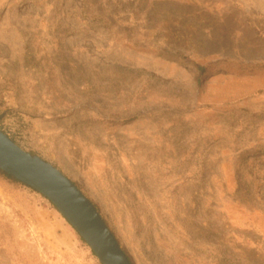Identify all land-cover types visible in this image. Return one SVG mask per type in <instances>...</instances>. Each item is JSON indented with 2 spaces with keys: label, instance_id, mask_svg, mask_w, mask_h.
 <instances>
[{
  "label": "rangeland",
  "instance_id": "rangeland-1",
  "mask_svg": "<svg viewBox=\"0 0 264 264\" xmlns=\"http://www.w3.org/2000/svg\"><path fill=\"white\" fill-rule=\"evenodd\" d=\"M0 131L131 264H264V0H0ZM0 264L101 263L0 173Z\"/></svg>",
  "mask_w": 264,
  "mask_h": 264
},
{
  "label": "water",
  "instance_id": "water-1",
  "mask_svg": "<svg viewBox=\"0 0 264 264\" xmlns=\"http://www.w3.org/2000/svg\"><path fill=\"white\" fill-rule=\"evenodd\" d=\"M0 171L44 196L101 264H131L91 201L55 166L0 131Z\"/></svg>",
  "mask_w": 264,
  "mask_h": 264
},
{
  "label": "trees",
  "instance_id": "trees-1",
  "mask_svg": "<svg viewBox=\"0 0 264 264\" xmlns=\"http://www.w3.org/2000/svg\"><path fill=\"white\" fill-rule=\"evenodd\" d=\"M0 173H1L2 175H4L6 178L11 179V180L17 182L16 180H14L12 177L6 175L5 173H3V172H1V171H0ZM82 241H83V239H82Z\"/></svg>",
  "mask_w": 264,
  "mask_h": 264
}]
</instances>
